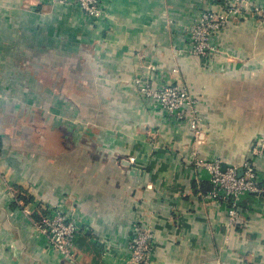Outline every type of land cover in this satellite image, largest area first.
<instances>
[{"label":"crops","instance_id":"obj_1","mask_svg":"<svg viewBox=\"0 0 264 264\" xmlns=\"http://www.w3.org/2000/svg\"><path fill=\"white\" fill-rule=\"evenodd\" d=\"M102 2L94 19L73 0H0V264H73L35 224L55 205L82 221L76 264L124 263L137 225L153 232L151 264H264V204L245 199L229 224L205 190L211 170L197 165L219 159L243 174L256 157L264 185V154L254 153L264 142V0ZM228 2L242 9L216 35L218 51L191 53L187 29ZM45 65L65 81L42 86ZM138 78L188 87L203 138L166 119ZM40 118L63 129L64 148L35 137Z\"/></svg>","mask_w":264,"mask_h":264},{"label":"built area","instance_id":"obj_2","mask_svg":"<svg viewBox=\"0 0 264 264\" xmlns=\"http://www.w3.org/2000/svg\"><path fill=\"white\" fill-rule=\"evenodd\" d=\"M74 4L94 19L104 16L106 9L102 0H73ZM241 5V4H240ZM238 2L224 4L222 11L215 8H204L197 21L187 29L188 49L191 53L210 57L218 51L216 35L224 29L233 14L240 12L242 6ZM141 93L152 100L156 107L171 122H189L197 136L203 134L199 128L204 115L199 107V99L189 91L188 87L178 82H168L154 86L150 81L138 78ZM257 156L262 150L254 148ZM257 158L251 157L244 162V173L240 174L235 166L223 169L221 160H206L197 157V165L211 170L213 198L226 207L228 222L239 223L242 217L241 204L245 199L253 198L264 204V185L257 172ZM37 229L46 237L49 246L62 256V259L77 263L75 245L83 224L73 209L61 205L51 206L40 220L35 222ZM154 235L151 229L137 225L130 239V255L122 264H151L152 242Z\"/></svg>","mask_w":264,"mask_h":264},{"label":"rangeland","instance_id":"obj_3","mask_svg":"<svg viewBox=\"0 0 264 264\" xmlns=\"http://www.w3.org/2000/svg\"><path fill=\"white\" fill-rule=\"evenodd\" d=\"M240 6L241 5L239 4L238 7H240ZM47 66L48 65H45L44 67L39 68V72H40L39 73V77L42 78V80H41V82H42L41 85L42 86L50 87V85L52 84L51 81H54L55 79L58 80L59 78L58 77H56V78L55 77H52L51 76V72L47 71V69H48ZM24 67L26 69L28 68L29 70L31 69V71H32L33 68L34 69L35 68L37 69V66L36 65L33 66L32 61H30V62L29 61H25V66ZM67 79L70 80L69 78H67ZM59 81L63 83V81H65L64 76H61L60 79H59ZM43 95H44V97H42L43 102L45 104H48L47 102L50 101V99H51L50 96H49V94H48V92L47 93L45 92V94H43ZM44 121L45 120H43L42 118H40L38 120V123H39L37 125L38 130L36 131V136L35 137L36 138H39L40 137L41 140H42V143H43L44 147H47L50 150L58 151L61 148H64L65 139H64V137L62 135L64 133L63 129H58L56 131H49L48 126H45L43 124ZM37 142L38 141L36 139L35 144ZM256 146L259 149L262 150V154L261 155H263L264 154V142L262 143V145H256Z\"/></svg>","mask_w":264,"mask_h":264},{"label":"trees","instance_id":"obj_4","mask_svg":"<svg viewBox=\"0 0 264 264\" xmlns=\"http://www.w3.org/2000/svg\"><path fill=\"white\" fill-rule=\"evenodd\" d=\"M209 189H210V190L212 189V185H211V184H209L208 187L205 188V190H209Z\"/></svg>","mask_w":264,"mask_h":264},{"label":"water","instance_id":"obj_5","mask_svg":"<svg viewBox=\"0 0 264 264\" xmlns=\"http://www.w3.org/2000/svg\"><path fill=\"white\" fill-rule=\"evenodd\" d=\"M226 165H227V164H224V167H223V169H224V168H226Z\"/></svg>","mask_w":264,"mask_h":264}]
</instances>
